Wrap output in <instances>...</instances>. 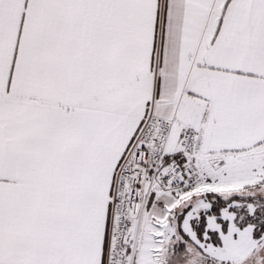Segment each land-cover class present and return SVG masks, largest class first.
Returning <instances> with one entry per match:
<instances>
[{
  "label": "snow or ice",
  "instance_id": "1",
  "mask_svg": "<svg viewBox=\"0 0 264 264\" xmlns=\"http://www.w3.org/2000/svg\"><path fill=\"white\" fill-rule=\"evenodd\" d=\"M0 264H264V0H0Z\"/></svg>",
  "mask_w": 264,
  "mask_h": 264
}]
</instances>
